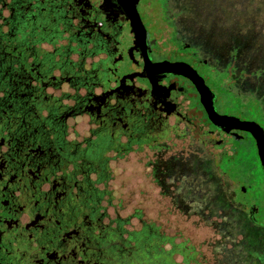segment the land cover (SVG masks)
Here are the masks:
<instances>
[{
  "label": "flooded vegetation",
  "instance_id": "af4514ba",
  "mask_svg": "<svg viewBox=\"0 0 264 264\" xmlns=\"http://www.w3.org/2000/svg\"><path fill=\"white\" fill-rule=\"evenodd\" d=\"M166 11L164 0H0V264H174L157 226L108 208L109 181L111 162L143 146L232 157L253 144L208 119L192 71L216 112L264 131L227 67Z\"/></svg>",
  "mask_w": 264,
  "mask_h": 264
},
{
  "label": "rangeland",
  "instance_id": "374dc122",
  "mask_svg": "<svg viewBox=\"0 0 264 264\" xmlns=\"http://www.w3.org/2000/svg\"><path fill=\"white\" fill-rule=\"evenodd\" d=\"M211 1L164 5L179 34L203 47L218 68L227 67L237 105L264 122V0ZM247 149L256 157L242 167L236 153L181 156L187 151L169 144L130 151L111 162L108 208L157 226L174 264H264V171L254 141ZM250 204L256 223L247 216Z\"/></svg>",
  "mask_w": 264,
  "mask_h": 264
},
{
  "label": "water",
  "instance_id": "95a60500",
  "mask_svg": "<svg viewBox=\"0 0 264 264\" xmlns=\"http://www.w3.org/2000/svg\"><path fill=\"white\" fill-rule=\"evenodd\" d=\"M125 1V0H121ZM128 1V0H126ZM128 7L129 4L127 3ZM127 14L130 18V24L132 25V28L134 29V33L137 37L138 35H143L144 28L143 25L139 19L138 13L134 7V5H131V8L129 7L127 9ZM145 60V59H144ZM182 62H172L168 63L165 62L163 64H166V70H172L174 67L180 66ZM144 64L150 65L148 61H144ZM162 65V63H160ZM193 72V75H190V78L192 82L195 84V87L199 93L200 101L206 111L208 119L217 127L223 128L224 130H228L229 128H237L243 131H247L253 138L257 158L259 161V164L264 171V131L262 125H260L255 120H246V119H240L235 115H228V114H221L215 111L213 104H212V93L208 86L204 84V82L199 79L198 75ZM244 189V188H243ZM253 210L249 211V218L253 222L255 221V218L252 214ZM264 226V224H262Z\"/></svg>",
  "mask_w": 264,
  "mask_h": 264
},
{
  "label": "trees",
  "instance_id": "16d2710c",
  "mask_svg": "<svg viewBox=\"0 0 264 264\" xmlns=\"http://www.w3.org/2000/svg\"><path fill=\"white\" fill-rule=\"evenodd\" d=\"M205 1L207 2L208 0H205ZM214 1L215 0H212L211 2H214ZM189 3L192 5L191 7L193 8L195 5H197V3H199L198 5H200V4H204L205 2H201V0H199V1L198 0H189ZM207 3H210V2H207ZM64 67L67 69V65H65ZM68 70H71V69H68ZM63 99L70 100L71 98L63 97ZM68 103H70V102L68 101ZM255 119H257V121H259L261 123L263 122V120H261V116H256ZM114 148H115V146H114ZM236 153H237V155L235 156V159L238 161V163H240L241 167L244 165H248L249 161L256 157V156H254V154H252L250 151H248L247 146H245V145H243L240 149H238V151ZM241 155H242V158H241ZM243 156H244V158H243ZM248 219L250 222L256 223V219L254 222L252 220H250L249 217H248ZM262 224H264V223H259V225L264 229V226H262Z\"/></svg>",
  "mask_w": 264,
  "mask_h": 264
}]
</instances>
